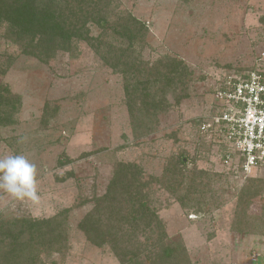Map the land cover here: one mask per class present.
<instances>
[{
	"label": "rangeland",
	"instance_id": "rangeland-1",
	"mask_svg": "<svg viewBox=\"0 0 264 264\" xmlns=\"http://www.w3.org/2000/svg\"><path fill=\"white\" fill-rule=\"evenodd\" d=\"M96 10L105 19L85 25L95 46L74 37L48 55L0 25V85L15 102L0 157L36 163L41 196L33 205L0 191V227L13 231L0 233V264H161L160 249L144 250L157 234L134 219L130 172L164 242L183 247L178 264H264V169L228 168L196 131L225 74L264 65V0H96Z\"/></svg>",
	"mask_w": 264,
	"mask_h": 264
},
{
	"label": "trees",
	"instance_id": "trees-1",
	"mask_svg": "<svg viewBox=\"0 0 264 264\" xmlns=\"http://www.w3.org/2000/svg\"><path fill=\"white\" fill-rule=\"evenodd\" d=\"M58 1L59 0H48L47 2H45V0H0V25H2L3 23H8L9 26L7 31L9 32L10 36L14 35L16 36V39H19L16 41H19L21 44L25 41L26 47L29 46L31 48H45L47 51V55L59 49L66 51L70 50V43L74 37L82 38L87 42H90L92 46H95L94 40H99V38L90 36L87 31V28H85V25L87 23V20L95 21L99 24L101 20L105 19L104 16H101V11L96 10V0L64 1V10H62V8H60V10H57V5L59 4ZM61 5L62 4L60 3L59 6L61 7ZM66 11L74 12V15H72L73 20L69 19V24L67 22L68 19H66L65 17L68 16L65 15ZM133 20L137 19L133 18ZM128 39L132 41L134 39V36L131 35ZM25 51L28 52L29 49L25 48ZM105 59L106 62L110 65H115L113 63H110L108 58ZM175 62L177 64L174 67V71L178 70L184 64L183 61L180 60L179 62ZM257 68H264V65L255 64V66H252L247 70H241V68H234L235 70L233 71L237 73H242ZM184 72H186V70ZM217 87H213L211 92L214 93ZM196 91H194V93H196ZM10 94V90L7 86L0 85V125L13 121L12 115L10 113L14 110L15 102L10 99ZM189 94L190 91H187L185 93L186 96ZM163 102L164 101H162V103ZM204 119L205 115L201 114L199 119H197V126L200 125V123ZM197 137L199 141L205 142L207 146H211L216 151L215 145L212 144L210 139L206 138L205 135L199 134L197 132ZM178 159L179 161H177L176 165H173L176 167V170H178V172H182L183 169L181 167L186 165L187 160L185 156H181ZM129 167L130 166H127L126 168ZM123 171L124 169L118 168V170L114 172L113 180H111L110 190H108L106 196L102 198L103 202H110L111 197L109 198V196L111 194V191L115 189L116 186H118L119 184H122L121 179H123V177L125 176ZM230 171L231 170L225 168L224 172L227 175L233 174ZM130 174L132 178L130 185H138L136 186L137 191L135 193L138 200V208L136 210L137 214L133 213V216L138 218L134 219L141 220L143 224H146L147 230H151L152 232H156L157 234L155 240H153L155 242L152 244V246L147 244V247H145L144 250H150V248L154 249L156 247L160 249L157 254L161 264L180 263V256L183 255L181 252H184L183 247L177 244H167L164 242L165 234L163 232L164 228L162 225V221L156 210L150 207L143 195H140L142 185L140 184V182H137L139 179L137 174L135 173L136 175H134L131 172ZM139 185H141V187ZM103 207L109 208L105 205ZM130 218V215L129 217H122V219L126 222L132 221V219ZM31 225L37 226V224L35 223H31ZM35 226L29 228V230H36V232H32L30 236L31 239L33 238L36 242H38L41 241L44 236L38 233V230L34 228ZM80 227L92 238L89 231L90 229L87 228L86 222L80 224ZM0 233L13 234V231H11V229H4L0 227ZM36 233L38 235H36ZM93 241H97V245L103 244L102 241ZM117 241L118 240H116L115 243H118ZM118 248L119 247H115L114 251L118 254L120 260H122V262H125V257L127 256L125 252V247L123 249L121 248L123 250V253L121 254L118 252ZM134 249L135 250L131 252L132 257L138 256V254L136 253L137 246L134 247Z\"/></svg>",
	"mask_w": 264,
	"mask_h": 264
},
{
	"label": "built area",
	"instance_id": "built-area-1",
	"mask_svg": "<svg viewBox=\"0 0 264 264\" xmlns=\"http://www.w3.org/2000/svg\"><path fill=\"white\" fill-rule=\"evenodd\" d=\"M197 132L210 139L228 168L264 169V68L225 74Z\"/></svg>",
	"mask_w": 264,
	"mask_h": 264
},
{
	"label": "clouds",
	"instance_id": "clouds-1",
	"mask_svg": "<svg viewBox=\"0 0 264 264\" xmlns=\"http://www.w3.org/2000/svg\"><path fill=\"white\" fill-rule=\"evenodd\" d=\"M26 140V136H21L17 143ZM38 175L36 163L23 153L0 157V191L7 193L13 200L39 205L41 196Z\"/></svg>",
	"mask_w": 264,
	"mask_h": 264
}]
</instances>
